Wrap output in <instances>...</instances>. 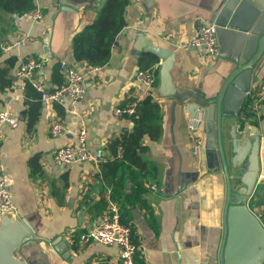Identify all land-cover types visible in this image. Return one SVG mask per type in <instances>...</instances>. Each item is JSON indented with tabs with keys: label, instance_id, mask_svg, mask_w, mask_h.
Listing matches in <instances>:
<instances>
[{
	"label": "crops",
	"instance_id": "0c3cea01",
	"mask_svg": "<svg viewBox=\"0 0 264 264\" xmlns=\"http://www.w3.org/2000/svg\"><path fill=\"white\" fill-rule=\"evenodd\" d=\"M223 2L224 0H130L126 10L127 25L117 37L110 61L88 72L87 91L83 98L61 104L65 108L64 114L59 111L57 103L43 104L33 132L26 129V118L23 122L19 118L20 125L17 128L1 125L5 133V141L0 149L2 175L9 180L4 174V157L12 137L22 132V150L33 144L39 145V151L33 157H39L43 174L34 176L30 165L33 157L28 163L32 169V178L40 187L43 207L49 212L54 207L60 210L72 207L71 218L82 223L80 228L74 230L86 229L102 220L107 210L94 215L85 204L81 205V201L86 198L94 203L102 195H108L110 188L102 193L100 187L98 173L101 163L73 162L62 166L55 162L53 152L60 145L74 142L80 126L84 124L88 128L90 148L103 151L105 159L113 157L107 144L132 123L128 115L116 114L115 107L128 103L136 96L142 97V100H156L162 108L163 129L159 139H145L148 148L143 156L150 162L151 172L145 179L148 191L143 197L147 204L129 205L127 209H123L127 224L132 226L133 239L139 245L136 260L138 264H219L224 232L225 173L219 168L220 161L217 167L210 160L206 133L200 124L197 136L203 142L199 152H193L195 133L191 127L197 120L189 118L183 105L176 104L172 124V100L157 95L156 87L147 91L146 86L135 79L143 58H155L156 69L158 59L155 55L144 52L138 58L133 57L134 40L131 31L138 27L155 41L176 46L177 59L172 70L174 81L185 87H193L209 60L201 49L191 45L184 46L182 43L196 35L201 23L211 22L213 11ZM36 3L44 14L40 20L34 19L31 13H2L1 45L14 44L24 36L28 37L26 44L3 50L2 59L15 56L18 66L28 55L39 57L50 53V60L38 69L37 75L46 85L54 88L56 83L52 79V73L60 62H54L53 54L45 45L57 7L49 0H36ZM82 64L73 55L69 65ZM255 74L254 83L264 75V57ZM15 80V86L1 94L3 101L0 102V110L10 108L18 117L21 114L26 116V82L22 79ZM258 115L256 121L252 122L258 123L264 133V105L260 107ZM56 119H61L66 125L65 134L53 136L50 133V125ZM154 166L157 169L155 173ZM132 185L131 182L128 183L127 194ZM254 202L255 204H251L252 209L264 213V185L260 187ZM68 233L66 239L72 250L68 260L57 254L45 240L31 249L32 255L38 256L42 264L117 263L120 250L118 244L78 240L71 243Z\"/></svg>",
	"mask_w": 264,
	"mask_h": 264
},
{
	"label": "water",
	"instance_id": "95a60500",
	"mask_svg": "<svg viewBox=\"0 0 264 264\" xmlns=\"http://www.w3.org/2000/svg\"><path fill=\"white\" fill-rule=\"evenodd\" d=\"M49 1L57 11L45 48L53 54L55 63L69 65L76 35L96 21L107 0ZM212 16L218 53L207 55L209 63L193 87L174 81L177 52L172 43L157 42L134 27L132 55H155L158 82L153 88L160 97L172 100V124L179 103L203 128L210 160L217 167L220 161L219 168L225 173L219 264H264V223L251 208L264 185V133L258 123L240 117L264 57V0H224ZM19 118L23 122L26 116L21 114ZM21 138L22 132L12 137L4 157V174L9 178L5 188L16 211L0 213V264H42L31 252L42 240L68 260L72 250L66 235L82 223L71 218L70 206L63 210L54 207L50 212L43 207L40 187L28 163L39 145L22 150Z\"/></svg>",
	"mask_w": 264,
	"mask_h": 264
},
{
	"label": "trees",
	"instance_id": "16d2710c",
	"mask_svg": "<svg viewBox=\"0 0 264 264\" xmlns=\"http://www.w3.org/2000/svg\"><path fill=\"white\" fill-rule=\"evenodd\" d=\"M129 4L130 0H107L96 21L76 35L73 49L76 61L85 62L88 66H104L110 61L117 37L127 25L126 10ZM36 7V0H0V39L3 32L2 13L24 15ZM3 54L4 51L0 43V102L3 101L1 94L16 84L14 71L17 67V57L10 56L3 60ZM156 62L157 60L153 57H145L138 69H154ZM52 79L56 83L54 88L65 81V71L61 68V63L54 67ZM25 82L26 129L28 132H33L43 109V99L40 91L29 81L25 80ZM57 104L59 111L64 114L65 108L61 104ZM128 117L132 122L131 126L124 128L119 136L114 137L107 144L113 157L101 162L100 173H98L101 191L105 193L110 188L109 197L119 203L122 209L121 220L123 223L128 222L123 209H127L129 205L147 204L143 197L148 191L145 179L151 172H149L150 162L143 156V152L148 148L145 139H159L163 129L162 108L156 100L150 98L142 100L137 111ZM30 165L35 177L43 174L38 156L31 159ZM153 171L154 173L157 171L155 166ZM129 182L133 185L130 193L127 194ZM253 201L255 200L253 199ZM82 204L87 206L90 213L96 215L107 209L108 198L102 195L101 199L94 203H90L86 198L81 201ZM128 217L131 216L128 215ZM82 230L84 229H78L76 232Z\"/></svg>",
	"mask_w": 264,
	"mask_h": 264
},
{
	"label": "built area",
	"instance_id": "2783aa9c",
	"mask_svg": "<svg viewBox=\"0 0 264 264\" xmlns=\"http://www.w3.org/2000/svg\"><path fill=\"white\" fill-rule=\"evenodd\" d=\"M31 15L34 19L40 20L44 16L39 8L32 10ZM216 29L214 22H203L197 28V33L190 40L182 43L184 46L191 45L195 48L201 49L207 55H216L218 53V46L216 43ZM27 36L18 39L14 44H2L3 50H9L14 45H24L27 43ZM51 54L44 53L42 56L28 55L14 71L16 79L27 80L38 91L41 92L43 101L59 104H68L83 98L86 94V77L89 71H92L100 66H88L83 62L82 65L72 66L61 62V68L65 71V81L56 88H51L37 75L39 68L50 60ZM135 79L146 86V90L150 91L157 82V69H138L135 74ZM142 97L136 96L126 104L115 107L114 111L118 115H131L137 111ZM264 105V75L255 83L252 84L247 93L246 102L241 112V119L247 121H256L259 116V109ZM18 115L10 108H3L0 110V149L5 141V133L1 125H8L10 127H17L19 125ZM198 121L193 124L191 130L194 131L195 142L193 152L198 153L203 142L200 136H197ZM67 131L66 125L61 119L54 120L50 125V133L53 136L65 134ZM89 132L87 126L82 124L77 132L74 142L60 145L53 152V158L59 165H67L73 162L80 163H94L100 164L106 160L103 151L93 150L90 148ZM264 175L261 174V177ZM7 179L0 171V213L8 211H16L12 202L11 194L6 190ZM110 192V190H109ZM109 192L107 195L108 206L105 217L98 223L76 232L72 230L68 233L69 239L72 242L82 241L91 242L96 241L107 245L118 244L120 247L118 261L116 264H138L136 255L139 251V245L133 239L132 226L123 223L121 220V207L117 201L110 199ZM252 208V207H251ZM254 210V209H253ZM258 217L264 223L263 212L255 211Z\"/></svg>",
	"mask_w": 264,
	"mask_h": 264
}]
</instances>
